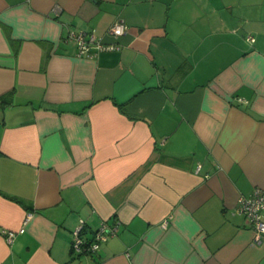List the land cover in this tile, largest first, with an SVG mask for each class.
Returning <instances> with one entry per match:
<instances>
[{"label": "crops", "instance_id": "0c3cea01", "mask_svg": "<svg viewBox=\"0 0 264 264\" xmlns=\"http://www.w3.org/2000/svg\"><path fill=\"white\" fill-rule=\"evenodd\" d=\"M255 187L264 0H0V264H264ZM80 219L117 234L75 255Z\"/></svg>", "mask_w": 264, "mask_h": 264}, {"label": "built area", "instance_id": "2783aa9c", "mask_svg": "<svg viewBox=\"0 0 264 264\" xmlns=\"http://www.w3.org/2000/svg\"><path fill=\"white\" fill-rule=\"evenodd\" d=\"M126 29L127 25L118 20L109 27L108 33L118 36L122 35ZM66 37L72 39L76 44L77 56L79 57H93L98 51L111 48V46L105 45L92 33L88 34L83 31H69ZM246 38L247 40L254 41V37L251 34H248ZM235 210L237 213L244 215L250 223L254 232V240L260 241L261 239H264V189L255 187L249 195H240L237 199ZM23 223H25V220ZM23 231L24 226L22 225L16 230L2 229L1 233L7 242H11L16 233H21ZM117 231V221L114 223H108L103 220L89 235L84 229V220L80 219L78 225L72 232L70 250L75 255L95 253L100 248V245L110 236L117 234Z\"/></svg>", "mask_w": 264, "mask_h": 264}, {"label": "trees", "instance_id": "16d2710c", "mask_svg": "<svg viewBox=\"0 0 264 264\" xmlns=\"http://www.w3.org/2000/svg\"><path fill=\"white\" fill-rule=\"evenodd\" d=\"M123 112H125V110H123ZM128 116H129V115H128ZM91 232H92V231H91ZM91 232H90V233H91ZM85 233H86V232H85ZM89 235H90V234H89ZM89 235H88V236H89Z\"/></svg>", "mask_w": 264, "mask_h": 264}]
</instances>
